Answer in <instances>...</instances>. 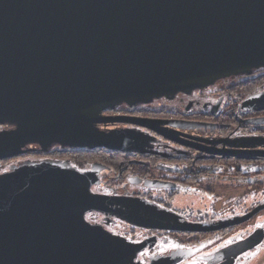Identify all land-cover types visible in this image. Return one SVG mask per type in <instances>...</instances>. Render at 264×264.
<instances>
[{"label":"water","instance_id":"water-1","mask_svg":"<svg viewBox=\"0 0 264 264\" xmlns=\"http://www.w3.org/2000/svg\"><path fill=\"white\" fill-rule=\"evenodd\" d=\"M261 68L264 0H0V127H11L0 131V162L32 146L43 154H146L151 147L148 134L100 127L110 124L188 146L177 135L188 136L160 126H201L104 112L190 96ZM242 108L264 111V92ZM229 146L215 154L264 157L251 146ZM103 170L39 161L0 174V264H128L147 246L86 224L87 212L146 229H191L163 225L159 214H167L152 203L92 194Z\"/></svg>","mask_w":264,"mask_h":264},{"label":"flooded vegetation","instance_id":"flooded-vegetation-1","mask_svg":"<svg viewBox=\"0 0 264 264\" xmlns=\"http://www.w3.org/2000/svg\"><path fill=\"white\" fill-rule=\"evenodd\" d=\"M262 92L264 68L249 76L219 81L190 96L179 95L170 101L161 99L133 109L122 105L104 112L109 117L130 116L201 126L189 130L160 126L188 136L177 135L188 146L133 125H101L104 130H134L148 134L154 140L146 154L93 150L104 151V155L98 158L104 161L91 162L84 168L69 159H53L49 155L53 150L43 154L37 152L38 147L32 146V152L10 159L17 161L10 169L39 161H69L81 171L98 164L104 170L100 183L91 187L92 194L152 203L160 213L167 214H159L163 225L191 228L188 232L146 229L111 214L87 212L83 219L90 226L101 228L128 244L148 242L128 264H264V157L238 159L215 154L229 150L230 144L264 151V111L242 108L247 98ZM7 129L11 127H0V131ZM34 154L37 155L34 157ZM147 183H157V186ZM117 184L123 185L119 188ZM203 184L208 187L204 189ZM109 187L118 192L121 190V193L100 190ZM211 188L219 195H215ZM187 193L212 200L200 218L186 214V210L173 208L172 202ZM249 215L252 216L244 220Z\"/></svg>","mask_w":264,"mask_h":264},{"label":"rangeland","instance_id":"rangeland-1","mask_svg":"<svg viewBox=\"0 0 264 264\" xmlns=\"http://www.w3.org/2000/svg\"><path fill=\"white\" fill-rule=\"evenodd\" d=\"M33 156V155H31ZM36 155H34L35 157ZM53 159L54 158H57V159H69V158H63V157H59V156H51ZM71 159V158H70ZM69 159V160H70ZM86 159H90V158H86ZM97 161V160H95ZM91 162L87 161L86 162V165L85 166H88ZM17 164V161L15 160H8L7 162H3V163H0V174L2 173H5L7 171H9L10 167ZM84 168V167H82ZM112 177L113 174H112ZM205 184V183H204ZM202 185L204 187V189H206L208 187V185ZM123 185V184H122ZM122 185H118L117 184V187L121 188ZM214 188V187H213ZM216 188V187H215ZM123 189V188H122ZM203 189V188H202ZM101 191H104L106 190L108 193H121V190L120 192L116 191L115 189H110V187L107 189V188H101L100 189ZM211 191L212 192H216L215 195H219V192L216 190H212L211 188ZM188 195L186 194H181L177 199H175L173 202H172V206L174 209H180V210H186L185 213L188 214V215H192L194 217H199L200 214H203L206 210L208 205L212 202V200L210 201H207V198L206 197H201L199 195H197L196 193L192 194V193H187ZM232 195V194H231ZM200 218V217H199Z\"/></svg>","mask_w":264,"mask_h":264},{"label":"trees","instance_id":"trees-1","mask_svg":"<svg viewBox=\"0 0 264 264\" xmlns=\"http://www.w3.org/2000/svg\"><path fill=\"white\" fill-rule=\"evenodd\" d=\"M63 150V149H62ZM57 151L53 150L49 155L50 156H59L63 158H71L70 160L72 163L79 168L86 167V162H94L95 160H101L104 161V159H98L100 156L104 155V151H98V152H92V151H84V150H69L65 149L64 151ZM118 154V153H114ZM37 155V154H34ZM90 159H86V158Z\"/></svg>","mask_w":264,"mask_h":264}]
</instances>
